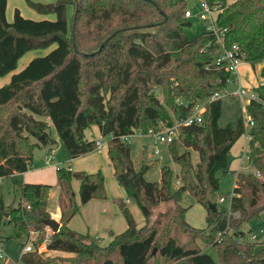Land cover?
<instances>
[{"label": "trees", "instance_id": "1", "mask_svg": "<svg viewBox=\"0 0 264 264\" xmlns=\"http://www.w3.org/2000/svg\"><path fill=\"white\" fill-rule=\"evenodd\" d=\"M26 1L38 13L54 18L35 20L16 8L9 22L8 0H0V76L11 74L0 87V178L27 171L37 146L56 143L50 124L39 116L51 119L72 158L97 150V139L86 136L88 128L97 126L110 138L108 155L117 181L146 221L139 227L120 198L116 203L128 227L108 245H100L95 236L76 233L68 226L79 210L72 182H80V203L86 204L107 198L105 175L60 166L58 182L70 211L63 212L60 230L45 238L47 250L65 252L67 258L77 260L75 264L100 257L102 264H149L155 249L167 264H264V247L256 250L258 243L246 240L250 232L235 229L240 225L228 207L213 199L220 187L219 171L228 172L231 149L247 133L248 158L256 170L238 173L234 188L238 195L231 201V210L239 218L244 216L242 223L264 211L260 178L264 177V83L252 88L256 98L247 104L251 124L246 125L240 114L235 125L221 126L222 98H209L228 85L232 74L214 63L222 48L212 32L205 30L194 39L184 33L183 27L190 24L186 0ZM207 1L220 6L216 24L224 31L225 46L238 45L244 61L253 67L263 64L260 76L264 78V0ZM70 4L75 5L72 18ZM29 52L36 56L17 71ZM200 103L205 104L202 121L179 126L178 137L169 143L173 154L175 147L179 150L178 141L184 147L179 158L174 154L179 172L165 164L159 181L147 180L150 166L134 167L131 145L123 137L157 131L164 118L189 117ZM191 150L199 154L197 164ZM177 179L182 183L175 187ZM52 188L24 183L17 206H7L0 197V223L4 219L12 223L17 239L29 241L34 231L42 239L45 220L52 218L48 209ZM186 193L206 207L207 229L187 222L189 207L182 201ZM210 201L216 210L209 207ZM166 202L174 204L154 217V208ZM173 229L212 243L219 259L198 246L179 244L171 236ZM35 245L22 254L21 262L51 264Z\"/></svg>", "mask_w": 264, "mask_h": 264}, {"label": "rangeland", "instance_id": "2", "mask_svg": "<svg viewBox=\"0 0 264 264\" xmlns=\"http://www.w3.org/2000/svg\"><path fill=\"white\" fill-rule=\"evenodd\" d=\"M188 9L193 12V16L188 18L190 21L189 25L183 27L184 33L190 39H194L201 35L206 30V22L200 19L198 16V12L201 9V2L203 0H186ZM75 13V5H69V17ZM259 69V68H257ZM260 75V74H259ZM261 77V76H260ZM240 83L243 84L241 80H234L228 83V85L221 91L222 96V116L219 120V124L221 126H225L226 124L235 125L236 120L240 114H243L244 119L246 120V125H248V111H247V103L246 100L250 97L252 93V89H248L246 92L245 97L240 98L237 95L232 94L235 90H237L240 86ZM248 88L247 86H243ZM157 95L161 99H163L162 92L160 89L157 90ZM40 119L46 120L50 124L49 131L52 137L56 140V143L52 144V148H55L54 152V160L52 162H60L64 160L65 156L67 155L68 150L64 143L58 137L56 128L54 127L51 119L49 117H40ZM177 120L172 117V121L168 120L167 118L163 119L161 129L159 128L157 131H150L149 134H142L140 132H136L134 135L130 136L128 142L131 145L132 149V159L133 165L136 169H140L145 164L149 165V169L146 172V179L149 181H159L161 179V168L165 164H169L173 171L176 173L179 172L180 165L177 162V158H179L181 153L184 152V147L180 141L176 143L178 144L179 150L175 147L174 154L170 152L169 144L168 143H158L157 141V133H164L167 129L172 128L176 125ZM86 136L89 139H99L103 142H107L110 138L109 136H104L101 134L97 126H93L92 128H88L86 130ZM249 138L248 134L245 133L233 146V150L230 154V163L228 172L219 171L218 176L220 177V187L219 190L216 192L213 199L218 202V204L222 207H228V200L225 202H221L220 198L222 196L231 197L234 188L238 186V173H251V171H255L256 169L251 165L250 160L248 158L249 147L248 143L246 142ZM33 141H36L35 137H31ZM244 146V147H243ZM156 149H158V153H156ZM51 151V149H50ZM192 160L195 164H197L199 159V154L195 150H191ZM68 161H62V165L67 166ZM241 169V170H240ZM107 168L105 171L107 173ZM239 170V171H233ZM259 175V173H258ZM260 176V175H259ZM264 182V177H260ZM182 183L181 179H177L175 181V187L180 186ZM58 188L52 189L48 201V208L53 210L57 208V206L61 205L64 207V212H69V201L66 195L61 193L60 185L58 182ZM60 189V193H59ZM0 197H2L4 203L7 206H17L21 201V186L19 178L16 177H7L0 179ZM183 205L189 207L186 212V220L189 222L190 225L199 229H207V209L202 204H199L195 201L194 197L190 193H186L183 196ZM173 202H166L154 208V217L160 211L167 210ZM135 209H137V214L142 216V212L140 208L135 204ZM228 209V213L230 215L231 209ZM233 221L239 223L240 226L235 229L238 230L242 229L245 233L251 232L252 234L256 235V238L253 240L258 243V246L255 248L259 250L261 247H264V211L259 215L251 220L242 223V217L237 216V213H232ZM10 213L6 212L5 217L8 218ZM139 216H137L138 218ZM53 231L50 227L47 226L46 230H44V237L41 239L37 232H31L29 241L26 240L25 237L21 239H17L15 236V231L12 223H9L4 219L0 223V248L4 251V258L0 257V264H23L21 262V256L25 251V245L31 244L32 247L34 244L38 246L39 252L44 253L45 257L52 261L51 264H75L77 262L76 259L67 258L69 254L61 251H48L46 247V240L45 238L52 235ZM171 236L175 237L179 244L184 246H198L204 252L213 256L215 260H218V254L213 246L212 243L204 242V240L200 237H195L194 234H186L184 232L178 231L177 229H173L171 231ZM100 236V235H99ZM102 237H96L98 243L102 246L108 245L115 235H111L110 238L106 235H101ZM41 237V235H40ZM65 256V258H61V256ZM116 260L118 259V254L114 253L113 255ZM84 264H102L103 259L100 257L98 259H86L83 258ZM82 263V262H81ZM165 258L160 256L158 249L153 254L149 264H167Z\"/></svg>", "mask_w": 264, "mask_h": 264}, {"label": "crops", "instance_id": "3", "mask_svg": "<svg viewBox=\"0 0 264 264\" xmlns=\"http://www.w3.org/2000/svg\"><path fill=\"white\" fill-rule=\"evenodd\" d=\"M33 1L48 3L54 2L55 0ZM16 8L20 9L23 16L35 20L54 18V16L52 15L50 16L38 13L36 10L29 6L26 0H8L6 16L9 22L13 21ZM35 56L36 53L34 52L27 53L20 60L17 71L23 69ZM262 66L263 64H257L253 67L250 63L243 61L239 67V73L235 80H241L243 84H240L243 86H247L249 89L258 86L259 84H263L264 78L260 77L259 75ZM10 77L11 74H8L4 77L0 76V87L8 83L10 81ZM246 103H249L248 99L246 100ZM248 141L249 138L246 142ZM50 149H52L51 145L40 144L35 148L33 152L32 160L30 162L28 170L25 172H15L7 177L17 176L20 181V186H22L24 183H42L51 184L53 186L52 189H57L59 187L57 169L60 166H66L62 165V161L64 160L68 161L66 167H70L73 171H85L87 173L102 171L105 175L107 198H95L90 200L86 204H81L79 196L80 182L78 180H74L72 182V186L76 195V201L79 204V210L69 220V228H71L76 233L92 235L95 237H102L101 235H106L110 238L111 235H117L124 232L128 227V223L125 215L123 214L119 205L116 203V200L120 198L124 199L127 202V206L135 216L138 226L141 227L145 225L146 221L143 214L142 216L140 214H137L138 211L137 209H135V203L129 200L124 188L119 184L115 177L114 169L111 166L108 155L107 142H103V146L101 149L95 150L89 154L79 156L77 158H72L70 153H67L64 160L60 162H52L54 160V156L50 161L46 160V156L49 154ZM232 150L233 147L231 151ZM105 168L108 169L107 173L104 172ZM233 171L235 172L239 170ZM49 212L51 214V217L59 221L61 224L60 219L64 212V207L61 205V202L60 205L57 206V208H54L53 210L49 209ZM137 216L139 217L137 218Z\"/></svg>", "mask_w": 264, "mask_h": 264}, {"label": "built area", "instance_id": "4", "mask_svg": "<svg viewBox=\"0 0 264 264\" xmlns=\"http://www.w3.org/2000/svg\"><path fill=\"white\" fill-rule=\"evenodd\" d=\"M220 12V6L217 4H210L207 0H203L201 2V9L198 12V16L200 19L206 22V30L212 32L217 39V43L221 45L222 50L218 53L216 59H215V64L218 67L225 68L227 71H229L232 74V77L228 79V83L231 81H234L235 78H237L238 73H239V67L244 61L243 55L240 51V48L238 45H234L232 48H227L224 43V31L220 30L216 24V18L218 16V13ZM193 16V12L188 9L185 12V17L188 19ZM249 88L243 87V85L240 84L239 88L235 90L232 94L239 96L240 98L245 97L246 92L248 91ZM250 90V89H249ZM252 91V90H250ZM222 98L221 96V91L213 93L209 101H214ZM252 98H256V95L252 91L250 94V97H248V101ZM205 110V104H197L195 106V112L193 115L189 117H180L177 119L176 125H174L172 128L167 129L166 132L164 133H157V141L158 143H170L172 142L175 138L178 137V127L181 125H192L194 123H200L202 121V116L201 113L204 112ZM246 121V120H245ZM248 124L250 123V120H248ZM130 136H125L123 137L124 140L128 141ZM103 146V141L97 140V150L101 149ZM55 148H52L49 154L46 156V160L50 161L53 156H54ZM158 149H156V153H158ZM238 193L233 191L231 197H225L222 196L220 198L221 202H225L226 200L229 199L228 201V208L231 209V201L235 196H237ZM233 212L230 211V215ZM237 216H239V213H237ZM256 238L255 234H252L251 232L246 236V240L248 241H253ZM33 249L31 244H26L25 246V251H31ZM0 257L4 258V251L2 248H0Z\"/></svg>", "mask_w": 264, "mask_h": 264}, {"label": "water", "instance_id": "5", "mask_svg": "<svg viewBox=\"0 0 264 264\" xmlns=\"http://www.w3.org/2000/svg\"><path fill=\"white\" fill-rule=\"evenodd\" d=\"M105 42H106V41H105ZM105 42H104V43H105ZM104 43H103V45H104ZM103 45H102V46H103ZM102 46H101V47H102ZM99 50H100V49H99ZM209 207L212 208L213 210H216V209H217V206L215 205V203H214L213 201H210V202H209ZM45 224H46V226L50 227L51 230H52L54 233L58 232V231L60 230V227H61L60 222L57 221V220H55V219H53V218H50V219L45 220ZM155 250H156V249H155Z\"/></svg>", "mask_w": 264, "mask_h": 264}]
</instances>
